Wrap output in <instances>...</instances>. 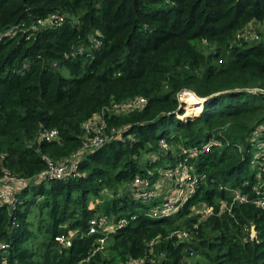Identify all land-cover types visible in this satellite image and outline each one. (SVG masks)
I'll use <instances>...</instances> for the list:
<instances>
[{
    "label": "trees",
    "instance_id": "1",
    "mask_svg": "<svg viewBox=\"0 0 264 264\" xmlns=\"http://www.w3.org/2000/svg\"><path fill=\"white\" fill-rule=\"evenodd\" d=\"M251 22H264V0H0V177L30 179L14 208L0 203V264H264L251 138L264 124V33L240 35ZM184 89L201 107L180 106ZM135 97L140 108L107 110ZM100 113L121 134L86 147ZM48 128L57 139L39 138ZM81 149L74 173L35 181ZM184 158L197 182L174 212L158 211L168 193L135 196V175L155 184ZM97 215L113 229L90 232Z\"/></svg>",
    "mask_w": 264,
    "mask_h": 264
},
{
    "label": "built area",
    "instance_id": "2",
    "mask_svg": "<svg viewBox=\"0 0 264 264\" xmlns=\"http://www.w3.org/2000/svg\"><path fill=\"white\" fill-rule=\"evenodd\" d=\"M61 19V15L53 14L52 17H49L47 20H39V25H48L52 22ZM256 28H260L264 30V22L256 23L251 22L248 26H246L240 35L245 36L247 38H259L257 34ZM190 90H182L178 93V99L180 101V106L186 102L185 96L187 93H190ZM184 101V102H183ZM145 102L144 97H135L133 99L127 100L121 103H113L111 106L107 108V110L112 111H128L135 108H140ZM184 107V106H183ZM201 107V106H200ZM195 112V111H193ZM180 116H184V113ZM106 120L104 116L100 114H95L93 117L85 121L84 129L86 131H91V136H89L86 140V147L90 146H98L101 143L111 139V137L115 133L121 134V129L116 127H110L106 130ZM264 135V124L260 125L258 128L254 129L251 135V138L254 140V144L256 149L253 150V154L255 158L263 157V161H259L261 165H264V138L260 139L259 137ZM39 138L44 140H53L58 138V131L56 128H48L43 129L39 133ZM160 144L163 148H168L167 142L165 139H160ZM217 140H210L206 144L202 146L201 149L190 148L183 149V153L186 155H195L199 150L208 151L209 148L217 144ZM82 149L73 153L68 158H64L57 163L49 162L48 169L39 173L36 177L35 181H39L47 175H51L54 177H63L65 174L69 172H75L76 169V158L79 155H82ZM185 159L179 162L173 168H166L160 171L159 178L155 181L156 183L150 184L148 178L141 177L140 175H135L132 184L137 188L136 197L143 198L144 200H149L155 193H168L165 198V201L160 204L158 211H162L163 213H172L174 212L178 206V202L180 199L185 200L189 193L193 190L192 188L197 182V177L192 176L189 172V167H187L185 163ZM30 179L16 177L9 174H4L0 177V203H8L11 208H14V192L16 189L27 185ZM168 186V187H167ZM234 200H246V196L241 194L240 192L234 193ZM258 205H264V201L259 199L256 202ZM203 206V213H200L202 218L207 217L211 213V206L206 205L204 202H200ZM196 206V205H194ZM192 206V209H194ZM226 207V204L222 203V207ZM156 213V210H153V214ZM125 223L122 219L117 223V226H121ZM101 228H110L113 229L112 223L108 222V218L105 215H97L90 219V227L89 231L94 232ZM179 236L183 238L188 237V231L183 229L178 232ZM55 239L63 242L64 245L70 244V237H65L63 235L55 236ZM5 244H0V248L4 247ZM132 264V263H129Z\"/></svg>",
    "mask_w": 264,
    "mask_h": 264
},
{
    "label": "rangeland",
    "instance_id": "3",
    "mask_svg": "<svg viewBox=\"0 0 264 264\" xmlns=\"http://www.w3.org/2000/svg\"><path fill=\"white\" fill-rule=\"evenodd\" d=\"M263 33H264V30H263ZM187 95H190L189 93L186 94ZM184 102V101H183ZM188 104V103H187ZM186 108V102L184 103V109ZM167 196V195H166ZM194 214H200V213H203V206L202 204L200 203H197L196 206H194ZM30 219L31 221L33 222V225L36 223V217L35 216H30Z\"/></svg>",
    "mask_w": 264,
    "mask_h": 264
},
{
    "label": "bare ground",
    "instance_id": "4",
    "mask_svg": "<svg viewBox=\"0 0 264 264\" xmlns=\"http://www.w3.org/2000/svg\"><path fill=\"white\" fill-rule=\"evenodd\" d=\"M201 98V97H200ZM185 99H186V104H196V103H200L202 102L203 98L199 99V98H196V97H193L191 95H187L185 96Z\"/></svg>",
    "mask_w": 264,
    "mask_h": 264
},
{
    "label": "water",
    "instance_id": "5",
    "mask_svg": "<svg viewBox=\"0 0 264 264\" xmlns=\"http://www.w3.org/2000/svg\"><path fill=\"white\" fill-rule=\"evenodd\" d=\"M205 98H206V97H203V100H202L200 106L202 105V103H203V101L205 100ZM252 230L254 231V225H252Z\"/></svg>",
    "mask_w": 264,
    "mask_h": 264
},
{
    "label": "crops",
    "instance_id": "6",
    "mask_svg": "<svg viewBox=\"0 0 264 264\" xmlns=\"http://www.w3.org/2000/svg\"><path fill=\"white\" fill-rule=\"evenodd\" d=\"M165 192H168V191H165Z\"/></svg>",
    "mask_w": 264,
    "mask_h": 264
}]
</instances>
